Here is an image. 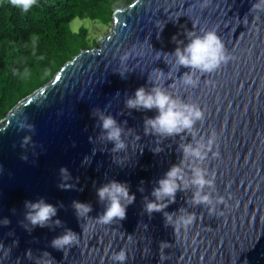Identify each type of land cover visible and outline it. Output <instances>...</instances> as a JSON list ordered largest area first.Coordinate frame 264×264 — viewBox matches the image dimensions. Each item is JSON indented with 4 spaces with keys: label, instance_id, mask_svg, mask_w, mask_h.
Returning a JSON list of instances; mask_svg holds the SVG:
<instances>
[{
    "label": "water",
    "instance_id": "obj_1",
    "mask_svg": "<svg viewBox=\"0 0 264 264\" xmlns=\"http://www.w3.org/2000/svg\"><path fill=\"white\" fill-rule=\"evenodd\" d=\"M255 2L135 0L114 13L112 30L97 47L81 51L0 121V220L11 221L0 225V264H118L112 257L121 250L125 264H264V12H251ZM202 30H215L232 58L213 73L197 71L193 87L182 80L190 69L164 53L183 48L188 32ZM152 82L178 101L198 104L205 119L179 135H146L144 121L157 110L128 109L125 101ZM97 108L124 129L127 150L114 154L101 139L92 115ZM19 124H32L35 132ZM25 137L31 139L22 147ZM186 144L204 145L206 159L185 157ZM85 157L89 164H82ZM173 166L182 168L181 190L164 211L197 217L176 232L165 226L163 212H144L145 198L155 199L153 189ZM61 168L70 173L67 190L58 186ZM196 168L214 181L203 189L211 193L213 214L210 205L193 204ZM111 180L127 182L136 199L126 219L100 224L105 203L97 189ZM40 198L57 206L52 219L61 224L29 233L20 223H27L24 202ZM74 200L92 206L88 216L77 218ZM67 229L79 243L52 248Z\"/></svg>",
    "mask_w": 264,
    "mask_h": 264
},
{
    "label": "clouds",
    "instance_id": "obj_2",
    "mask_svg": "<svg viewBox=\"0 0 264 264\" xmlns=\"http://www.w3.org/2000/svg\"><path fill=\"white\" fill-rule=\"evenodd\" d=\"M10 3L27 12L36 3L37 0H10ZM251 12H264V0H256L251 8ZM163 29H161L162 31ZM187 37L189 43L183 48L177 47L171 54L164 53L165 56L171 55L175 58V64L180 67L190 69L182 78L183 83L190 86H197L198 80L194 79L195 74L199 71L201 74L213 73L226 65L232 58L227 52L222 38L215 30H202L200 34L195 32H188ZM176 38L173 37V40ZM122 78H126L124 72L119 73ZM153 87L149 90L145 87H140L135 91L134 96L129 97L125 101V106L128 109L140 110H157L158 115L153 118H146L144 121L145 134H152L161 137H170L179 135L185 130L193 128L197 121L205 119V113L198 104H185L182 101L174 99L169 93L157 86L154 82ZM93 117L98 121L97 126L101 129V139L110 142L113 147L112 153H120L127 150L128 145L122 139L124 129L118 124L112 115L105 114L100 109H94L92 112ZM18 127L23 130L27 128L30 132H35V126L32 124H19ZM31 137H25L22 141V147L27 144ZM213 138L207 142L208 151L211 148ZM89 141L93 142V138L89 137ZM204 145L200 144L194 147L191 144L182 146L183 154L185 157L191 156L201 161L206 159L207 153L203 151ZM95 153V149L93 150ZM21 160L27 162L28 156L21 155ZM115 159V157H114ZM118 162V161H117ZM90 157H85L82 164H89ZM183 163V161H181ZM61 183L58 185L61 190H67L70 186L66 185L63 181L70 173L66 168L60 169ZM182 168L180 166H173L164 176L158 181V187L152 191L154 200L145 198L144 212L151 216L156 212H163L165 217V226H172L176 231L180 228H187L192 225L195 220V214H189L185 210H180L179 214L168 213L164 209L168 203H175L176 193L181 190L180 183L182 180ZM207 170L202 168L193 169L192 183L198 186L197 192L193 196V204L210 205L209 214L215 212L214 201L211 193L203 194L205 186L211 187L214 183L213 180L206 179ZM97 196L100 202L105 203V210L102 214L96 217L100 224H112L113 222H121L126 219L127 208L135 202V195L130 192V186L127 182H119L111 180L97 189ZM167 201V203H166ZM223 203L221 197L218 201ZM63 207V203L59 205ZM24 207L27 210L24 215V220L21 225L26 231L31 233L36 227L44 228L50 226L51 223L60 225V220L53 221V217L57 215V206L48 203L44 198L37 201L26 200ZM72 207L76 212L77 218L81 219L88 216L92 211V206L89 203L80 201H73ZM15 211V210H13ZM11 223L8 218L0 220V225L7 226ZM18 246L19 241L13 242ZM79 243V236L71 229H67L62 235L57 236L51 241V247L56 250L64 251L71 249ZM0 244V248H3ZM9 251L11 249H8ZM27 253H31L28 250ZM44 255L50 256V253L44 252ZM113 261L118 264H125L127 254L124 250L115 253L112 257Z\"/></svg>",
    "mask_w": 264,
    "mask_h": 264
},
{
    "label": "trees",
    "instance_id": "obj_3",
    "mask_svg": "<svg viewBox=\"0 0 264 264\" xmlns=\"http://www.w3.org/2000/svg\"><path fill=\"white\" fill-rule=\"evenodd\" d=\"M135 0H37L27 12L0 0V121L23 99L54 79L83 50L99 45L77 19L110 26Z\"/></svg>",
    "mask_w": 264,
    "mask_h": 264
},
{
    "label": "rangeland",
    "instance_id": "obj_4",
    "mask_svg": "<svg viewBox=\"0 0 264 264\" xmlns=\"http://www.w3.org/2000/svg\"><path fill=\"white\" fill-rule=\"evenodd\" d=\"M82 26L88 27L90 29L91 32L90 35L92 36V38L96 39L99 43L101 39L109 35V33L112 30L113 24L107 27L101 24H94L90 20L77 19L74 22H72L71 29L74 32H78Z\"/></svg>",
    "mask_w": 264,
    "mask_h": 264
}]
</instances>
